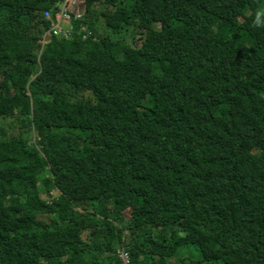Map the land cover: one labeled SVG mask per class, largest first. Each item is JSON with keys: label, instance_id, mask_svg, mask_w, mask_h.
Returning a JSON list of instances; mask_svg holds the SVG:
<instances>
[{"label": "trees", "instance_id": "16d2710c", "mask_svg": "<svg viewBox=\"0 0 264 264\" xmlns=\"http://www.w3.org/2000/svg\"><path fill=\"white\" fill-rule=\"evenodd\" d=\"M61 1L0 0V264H264V0H84L41 48Z\"/></svg>", "mask_w": 264, "mask_h": 264}, {"label": "built area", "instance_id": "2783aa9c", "mask_svg": "<svg viewBox=\"0 0 264 264\" xmlns=\"http://www.w3.org/2000/svg\"><path fill=\"white\" fill-rule=\"evenodd\" d=\"M84 3L82 8H79L78 0H64L60 8L52 12L49 9L43 11L44 18L49 22L47 30L42 34L39 43L41 48L52 38H70L73 25L72 19L82 16ZM122 264L128 263V254L123 247L118 249Z\"/></svg>", "mask_w": 264, "mask_h": 264}, {"label": "rangeland", "instance_id": "374dc122", "mask_svg": "<svg viewBox=\"0 0 264 264\" xmlns=\"http://www.w3.org/2000/svg\"><path fill=\"white\" fill-rule=\"evenodd\" d=\"M63 1L64 0H62L60 2L58 9L60 8V6L63 3ZM82 3H84V0H78V4H79V8L80 9L82 8ZM239 21L242 22V20H239ZM100 25L102 26V22L101 21L99 22V26ZM99 29H102V28L100 27ZM107 32L110 34V37H112V38H125L126 37L127 41L134 40L141 47H143V48L147 47V43L143 42L141 37L136 32L131 33L130 30H128V31L122 30L121 32H112V31L108 30ZM12 122L13 123L15 122V118L14 117L6 118V119H4L3 121L0 122V137H1V135L6 136V134H8L7 132L11 131V129L9 128V124L12 123ZM43 174L46 175L47 173L44 172ZM125 215H126V217L128 216V212L127 211H125ZM181 250H183V248ZM168 264H182V263L179 261L178 258H173V259H168ZM203 264H209V263L205 262Z\"/></svg>", "mask_w": 264, "mask_h": 264}, {"label": "clouds", "instance_id": "9594fccd", "mask_svg": "<svg viewBox=\"0 0 264 264\" xmlns=\"http://www.w3.org/2000/svg\"><path fill=\"white\" fill-rule=\"evenodd\" d=\"M258 15H260V14L258 13Z\"/></svg>", "mask_w": 264, "mask_h": 264}]
</instances>
